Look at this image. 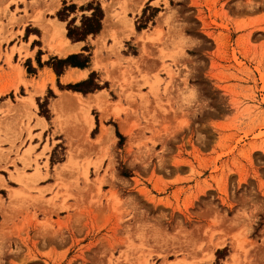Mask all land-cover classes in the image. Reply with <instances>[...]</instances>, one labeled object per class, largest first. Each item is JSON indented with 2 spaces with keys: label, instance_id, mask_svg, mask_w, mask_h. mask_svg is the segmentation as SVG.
<instances>
[{
  "label": "rangeland",
  "instance_id": "rangeland-1",
  "mask_svg": "<svg viewBox=\"0 0 264 264\" xmlns=\"http://www.w3.org/2000/svg\"><path fill=\"white\" fill-rule=\"evenodd\" d=\"M2 1L5 61L63 7ZM65 1L77 25L112 6L86 40L105 103L88 128L80 103L58 118L47 92L28 113L12 102L30 86L0 97V264H264V0Z\"/></svg>",
  "mask_w": 264,
  "mask_h": 264
},
{
  "label": "crops",
  "instance_id": "crops-1",
  "mask_svg": "<svg viewBox=\"0 0 264 264\" xmlns=\"http://www.w3.org/2000/svg\"><path fill=\"white\" fill-rule=\"evenodd\" d=\"M5 1H7L8 5H9V0H3L2 2H5ZM65 2H66L65 0L64 1L63 0H60V1L59 0H55L54 2L50 1L48 3V6L57 10L61 6V4L64 6ZM67 4H68V2H67ZM11 12L14 13L13 10ZM105 13H106L105 17H107L106 9H105ZM15 17L16 18L24 17V14L19 15V16L15 15ZM51 19H55V18H51ZM104 19H103V21H104ZM13 23L16 24V25H20L17 22H14V21H13ZM39 26H37V27H39L41 29V35H39V34H33V35H35V36H37L39 38V40L42 42L41 45L36 46L37 48H32V46H31L30 50H28L27 46H29V42H27L26 47H23V48L18 47V48H16L14 46V44H13L14 39H12V41L10 42V48H12V50H9L8 53L6 54V56H7L6 61H5V57H2L0 59V74H5L6 72L14 71L15 74H16V77H17V79L15 81V84H12L10 87L5 86V87H1L0 88V90H2L3 88L8 87L7 89H4L3 91H0V93H1L0 97L2 95H5L6 93H8L10 91H13L14 89H18L20 87L23 88L24 86L25 87H29L30 86V88H31L30 94L29 95L20 96V98H28V99L22 100L25 103L21 104V101H18V103L12 102L15 105V108H17L19 106V104H20V107L25 108L27 113H28V111H30V109L33 112H36L37 109L32 107L31 104H33L35 102V104L37 105L38 99H40L41 96H43L48 91L49 88H51L53 90V85H54V83L57 84L58 80L63 85H66V84H69V83H73L74 84V83H78V82H81L83 80H86L90 76L91 72L95 71L92 68V65L95 62V58L93 60V55H91V61H90L88 67H86V68L69 67V68H67L64 71L63 74L58 76L56 74V72L54 71V69L51 66L46 65L45 62L47 60H49L50 58H53V57H56V56L59 57V58H66L70 54H73V53H76V52H79V51L82 52L83 51L82 50L83 47L86 45V41L73 42L72 40H70V38L67 36L66 21H62L59 18L55 19L53 21H50V22L47 21V20L45 21L44 19L43 20L41 19L39 21ZM21 27H23V26L21 25ZM56 27L62 29L60 35L57 32H55ZM27 28H32V27L29 25L28 27L21 28L19 30L20 33L26 32ZM103 30H104V25H103V28H102L101 32L99 33V38L100 39H102V37H101L102 35L101 34L103 33ZM107 36H108V34H107ZM44 37H45L46 40L44 39ZM4 39L6 41H8L10 38L6 37ZM1 40L2 39H0V43H1ZM52 45H54V46L55 45L62 46V50L63 51L67 50L68 53L67 54L56 53V52L53 51ZM5 46H6L5 43H3L0 46V48L3 51V53H4ZM17 50H19L23 54V56L25 57L24 59L21 60V63H20L19 58H18L19 57L18 53L17 52L14 53ZM39 52H40V54H38ZM12 57H13V59H12ZM38 59H40L42 61V63H44L43 66H39ZM27 60H30L32 66L36 69V73H29L28 72L27 67L25 65V62ZM2 67H3V69H2ZM86 70L88 71V74H87V76L85 78H83V79L77 78ZM11 88H14V89H11ZM7 90H10V91H7ZM102 90H104V89H98V90H96V92H89L87 94H84V93L79 92V91L70 90V91H72V92H70L67 89H65L63 91L59 89L60 94H59V96L53 98L54 101L51 103L52 104L51 108H52L53 112L57 115L58 113L55 112V110L53 108V104H54V102L61 101V99L64 96H66L67 93L77 94L76 96H81L83 99H85L84 97H86L88 95H92L90 97V99L92 98L91 99L92 102H96V103H100V104L101 103H105V100H104L103 95L101 93ZM35 91L43 92V94L33 93ZM68 96H72L73 98H75L74 95H68ZM77 99H78V97H77ZM77 101H76V104H78ZM68 102H69V104L72 103V102L75 103L74 100L73 101H68ZM58 120L59 119H57V121H56V119H55L56 122H58ZM45 121L47 123H49V120L47 118H45V120L44 119H40V121L38 123H39V125L41 127L45 128L47 126ZM35 122H36V119L33 118L31 123L35 124ZM91 122H92V125H91V127H92L93 126V121H91ZM39 132L40 131L35 132V133H39ZM103 133H104V131H103Z\"/></svg>",
  "mask_w": 264,
  "mask_h": 264
},
{
  "label": "trees",
  "instance_id": "trees-1",
  "mask_svg": "<svg viewBox=\"0 0 264 264\" xmlns=\"http://www.w3.org/2000/svg\"><path fill=\"white\" fill-rule=\"evenodd\" d=\"M77 8L78 7L76 3L67 4V2H65L64 6L57 12V17L60 20L67 21L68 37L73 42L86 41L90 35L96 37L103 28V19L105 17V12L101 4L99 2H96L95 4L94 1H91L87 5L81 6L80 10L91 11V13L89 15L83 14L81 16L80 25L76 24V20H77L76 16L70 18V15L75 13ZM143 27H138V29H141ZM29 30L30 29L27 28V32ZM82 50H83L82 52L70 54L66 58H59L57 56L50 58L45 62V64L51 66L58 76L63 74L64 71L69 67L86 68L89 66V63L91 61V55H92L91 47L89 45H85ZM38 54H40V52ZM38 63L39 66L44 65V63H42L40 59H38ZM26 67L29 73H36V69L32 66L30 60L26 61ZM95 76H96V72L93 71L86 80H83L81 82L74 84L69 83L63 85L58 80L57 85L61 90L67 89V90L79 91L84 94H87L89 92H94L95 90L102 89L104 87L95 82ZM91 86L92 88L89 89L88 87ZM55 97L56 95L54 91L51 88H49L47 91V98H46L47 105L49 104V99ZM38 104L40 107H42V104H40V99H38ZM43 115L48 120L50 119L49 110H47ZM98 126H99V121L97 119V127L94 129L93 134L97 133ZM116 135L119 137V146H122L125 140V136L119 131L117 126H116ZM124 175L130 176L128 172H125Z\"/></svg>",
  "mask_w": 264,
  "mask_h": 264
},
{
  "label": "bare ground",
  "instance_id": "bare-ground-1",
  "mask_svg": "<svg viewBox=\"0 0 264 264\" xmlns=\"http://www.w3.org/2000/svg\"><path fill=\"white\" fill-rule=\"evenodd\" d=\"M111 9H112V6H109V7H107L106 8V11H107V17H105V19H104V21H103V25H104V30H103V33L101 34L102 36V38H105L106 36H107V34L109 33V29H110V26H111V24H112V11H111ZM136 10V9H135ZM127 20H128V18H126ZM61 31H62V29L61 28H58V27H56V29H55V32H57L59 35L61 34ZM65 41V40H64ZM62 45V44H61ZM52 49H53V51L54 52H56V53H60V54H67L68 53V51L66 50V51H63L62 50V46H57V45H52ZM99 64H98V61L97 60H95V62H94V64H93V67H95V68H97V66H98ZM87 74H88V71L86 70V71H84L79 77H77V78H79V79H83V78H85L86 76H87ZM64 95V94H63ZM68 95H74V97L75 98H73L72 96H68ZM77 94H71V93H67V95L66 96H64L62 99H61V101H57V102H54V104H53V108H54V110L59 114L58 116V118H60V109H61V107L64 105V104H68L69 102L68 101H77L78 103H80L81 104V106L83 107H86V110H85V112H87V116L89 115V107L90 106H92V101H91V99L90 98H85V99H83L81 96H76ZM71 97V98H70ZM77 97H78V99H77ZM83 99V100H82ZM81 100V101H80ZM79 104V105H80ZM84 116H85V114H84ZM87 116H85V118H86V123H87V126H88V128H90L91 127V125H92V118H89V116L87 117ZM88 118V119H87ZM90 119V120H89ZM88 120H89V122H88ZM108 130H105V132H107ZM222 243V242H221ZM220 243V246H222L223 244H221ZM219 245V244H218Z\"/></svg>",
  "mask_w": 264,
  "mask_h": 264
}]
</instances>
